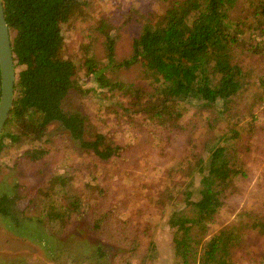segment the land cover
Masks as SVG:
<instances>
[{
  "label": "trees",
  "instance_id": "trees-1",
  "mask_svg": "<svg viewBox=\"0 0 264 264\" xmlns=\"http://www.w3.org/2000/svg\"><path fill=\"white\" fill-rule=\"evenodd\" d=\"M2 1L16 64L21 68L17 71L12 107L0 133V149L5 139L22 146L20 158L25 163H37L49 151L58 149L57 160L68 169L56 171L54 178L70 180L77 170L89 175L85 181L89 192L83 188L77 193L65 194L71 187L70 181L65 182L64 194L57 202L48 196L50 188L46 184L36 187V199L30 189L31 200L24 201H33L41 211L33 216L21 212V219L17 194L0 193V215L8 220L12 216L16 223L23 221L22 230L27 232L28 216L38 223L42 218L48 219L55 225L53 234L60 240L64 234L78 233L75 229L83 218L88 221L83 224L89 235L78 241H89L88 249L84 246L74 254L67 253L64 261L51 256L54 264H153L158 250L149 231L158 217L171 228L173 244L169 264H233L231 254L238 252L236 248L248 249L243 228L257 229L264 234V213H254L247 201L236 210L232 223L213 230L216 215L229 203L226 200L234 183L244 181L248 170L239 152L251 146L240 148L236 143L239 129H228V124L215 131L214 142L210 136L186 140V145L190 144L188 153L197 159L187 176H198V182H184L180 199L177 198L179 190L174 191L178 184L172 178L157 191H144L133 211L132 207L128 208L132 187L124 180L115 184L121 192H106V172L126 160L128 143L115 138L110 130L90 132L85 115L66 110L63 105L71 89H78L79 93L88 91L76 82L77 63L63 55V31L75 19L85 17L91 0ZM156 1L148 0L140 8L137 4L126 12L123 22L130 20L138 29L132 35L129 54L121 58L115 53L122 25L116 22L120 19L115 21V34L114 29L106 30L110 19L102 17L97 21L95 27L105 32L104 54L100 59L85 58L82 66L86 74H94L99 87L120 90L121 97L127 96L134 113L151 117L167 134L181 130L187 102L209 109L219 100L232 99L243 88L245 91L239 97L247 93L248 98L257 100L252 87L254 81H246L251 65L241 56H264V0H171L166 7ZM135 64L144 72V82L112 80L106 74L107 67ZM261 64L264 67V58ZM258 79L264 84V79L260 76ZM183 102L185 108L181 105ZM245 105L254 108L253 103ZM258 105L264 110L263 104ZM260 110L258 114L252 113L249 122L243 125L250 124L264 132L261 117L264 115ZM216 121L214 113L208 112L204 117L206 129L215 128ZM54 122L62 127L57 132L50 131ZM165 139L169 143L168 137ZM74 140L97 157L102 164L100 169L96 170L91 162L84 163L78 147L72 145ZM166 165L170 169L176 166ZM97 194L105 197H96ZM258 194L264 195V186ZM37 229L40 232L39 225ZM37 240L54 253L55 248L49 241Z\"/></svg>",
  "mask_w": 264,
  "mask_h": 264
},
{
  "label": "rangeland",
  "instance_id": "rangeland-1",
  "mask_svg": "<svg viewBox=\"0 0 264 264\" xmlns=\"http://www.w3.org/2000/svg\"><path fill=\"white\" fill-rule=\"evenodd\" d=\"M146 1L148 0H91L87 6L88 12L85 17L75 19L63 31V55L70 57L77 63L76 82L88 90L79 93L78 89H71L72 91L63 101L64 108L85 115L90 132L110 130L115 138L128 143L125 152L126 160L114 164L106 172L108 175L104 182L106 192L109 194L121 192L115 184L121 179L124 180L125 184L132 187V193L128 196V204H130L128 208L132 207L131 211H133L135 206L140 204L141 198L139 196H142L144 191H157L164 182L172 178L178 184L174 191L179 190L177 198L180 199V191H183L182 184L184 182L193 181L196 184L198 182V176L194 178L187 176L195 167L197 159L195 155L188 153L187 149L190 144L186 145V140L190 142L193 136H197L198 140L210 136L214 142L215 131L224 129L228 124V129L232 127L239 129V137L236 143L240 148H244L247 144L251 146L249 149L239 152L242 162L248 167V170L246 178H243L244 181L239 180V184L234 183L233 191L226 200L229 203L216 215L214 219L216 226L213 230L232 223L236 219V210L245 206L246 203L254 213H264V195L259 197L258 194L264 186V132H261L258 127L252 128L250 124L243 125V123L249 122L252 113L258 114L259 109H261L260 113L264 115V110L258 105H264V100L259 101L260 98L264 99V84L260 83L258 79L259 76L264 79V67L261 66L263 55L241 56L246 64L251 65L252 71L246 77V81H254L252 87L255 91L256 101L248 98L247 93L239 97L245 91L243 88L235 96H232V99L230 98L228 101L219 100L215 106L209 109L187 102L185 109L187 115L185 114L181 120V130L168 132V134L164 133L161 124L155 122L151 117L146 118L143 113H134L132 107H129L127 96L121 97L120 90H112L105 86L99 87L94 74L92 72L86 74L82 60L87 57L100 59L104 54L102 40L105 32L104 29L100 30L95 27L98 24L97 21L102 17L110 19L111 21L106 24V30L113 31L115 21L120 19L119 22H116L122 23V25L119 29L120 37L116 42L115 53L117 58L126 56L131 50L132 35L137 32L138 28L132 21L128 20L124 23L122 19L126 18V12L130 8H134L137 4H140L137 7L140 8ZM170 2L171 0L156 1L163 7H166ZM233 13L237 12L234 11ZM20 68L21 66L17 65V70ZM106 74L112 80L121 79L136 83L146 80L143 77L144 72L141 71L138 64L130 67L115 66L113 69L107 67ZM245 103H253L254 108H247ZM181 105L185 108L184 102ZM125 108L128 109L125 110ZM208 112H213L217 119L214 123L215 128L212 127L210 130L206 129V122H204V117ZM60 128L62 127L54 122L50 126V131L57 132ZM203 130L204 133H202ZM166 137H168L169 143H167ZM72 145L78 147L80 158L85 160L84 163L91 162L97 167L96 170L101 168L102 164L97 161V157L92 153L83 150L75 140ZM21 147L5 139L0 149V193L17 194L19 219H21L22 213L33 216L41 211L38 205L34 206L33 201H24L28 198L30 189L33 192L32 197L36 199L35 189L38 185H48L50 188V195L48 196H51L52 200H55L54 202H57L64 194L65 182H71V187L67 189L65 194L72 191L77 193L83 188L89 192L88 188L85 187V181L89 175L83 173L82 170H77L70 180L54 178L56 171L61 172L64 168L68 169L67 166L62 165L60 160H57L56 151L58 149H52L43 160L37 163H25L20 158ZM74 153L71 152V154ZM61 155L63 154L61 153ZM167 163L176 166H171L173 169H170L169 165H166ZM57 164H60L61 167H58ZM137 188L139 190L136 191ZM122 190L125 191L126 186H123ZM96 197H105V195L97 194ZM112 200L115 201V198ZM244 201L247 202L243 204ZM44 204L47 203L44 202ZM11 217L8 220L7 217L0 215V264H54L55 260L51 256H57V260L64 261L67 253L74 254L80 250V247L86 246L85 249H88L87 245H90L89 241L78 243L83 236L89 235L85 231V224H83L88 222L85 218L75 229L76 232L78 231L76 233L78 235L67 233L60 240L53 234L56 227L48 219L42 218L38 223L35 218L26 217L27 227H29L27 232L22 230L23 221L20 222L19 220L16 223ZM161 219L162 217H158L157 223L154 222L149 231L158 250V255L153 264H169L172 257L171 228L165 222H161ZM38 225L39 229L41 228L40 232L37 229ZM42 228L45 230L42 231ZM36 232L37 234H34ZM242 234L247 240L248 249L246 247L236 248L238 252L231 254L233 264H264V234L257 229L250 228H243ZM38 238L49 241L48 243L55 248L54 253L48 251L47 246L42 245L37 240Z\"/></svg>",
  "mask_w": 264,
  "mask_h": 264
},
{
  "label": "water",
  "instance_id": "water-1",
  "mask_svg": "<svg viewBox=\"0 0 264 264\" xmlns=\"http://www.w3.org/2000/svg\"><path fill=\"white\" fill-rule=\"evenodd\" d=\"M17 71L11 33L0 0V133L12 107Z\"/></svg>",
  "mask_w": 264,
  "mask_h": 264
}]
</instances>
